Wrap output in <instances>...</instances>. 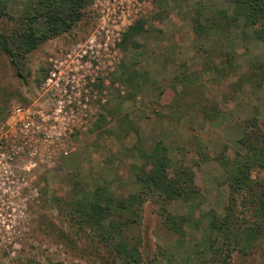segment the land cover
Listing matches in <instances>:
<instances>
[{
    "label": "rangeland",
    "instance_id": "rangeland-1",
    "mask_svg": "<svg viewBox=\"0 0 264 264\" xmlns=\"http://www.w3.org/2000/svg\"><path fill=\"white\" fill-rule=\"evenodd\" d=\"M9 3L13 14L30 12L29 0ZM233 9L230 0H147L125 27L143 18L137 44L124 50L115 37V45L90 61L79 82L86 81L82 87H89L91 100L70 133L69 153L32 176L38 194L16 218L0 264H127L101 242L98 230L72 223L59 202L93 199L98 187L117 196L139 191L136 174L159 141L167 149L170 175L180 165L192 168L200 196L165 203L149 194L138 221L124 228L131 241L139 240L142 256L129 264L199 261L198 243L212 215L223 217L228 203L218 158L224 150L231 157L245 150L238 140L246 120L258 119L264 127V41L254 38L243 19L230 27L226 19L219 21L223 29L210 37L195 29L211 13ZM98 21L94 0L71 30L20 52L15 61L0 48V113L13 103L43 99L42 87H49L43 76ZM15 26L0 16V37ZM253 175L264 178V171ZM164 206L192 217L184 234L166 226ZM230 264H264V236L251 253L234 251Z\"/></svg>",
    "mask_w": 264,
    "mask_h": 264
},
{
    "label": "trees",
    "instance_id": "trees-1",
    "mask_svg": "<svg viewBox=\"0 0 264 264\" xmlns=\"http://www.w3.org/2000/svg\"><path fill=\"white\" fill-rule=\"evenodd\" d=\"M93 1L29 0L30 12L16 15L9 11L10 0H0V16L16 24L14 28L2 31L0 48L15 61L20 52L27 54L43 42L71 30ZM230 1L234 5L233 12L228 14L222 10L218 14L211 13L195 28L197 34L210 37L223 29L219 21L226 19L224 24L230 27L235 21L243 19L244 25L252 28L254 38L264 41V0ZM143 26L141 18L123 31L119 44L124 50L137 44L135 37L142 32ZM230 60L234 66L239 65L238 61L234 63L233 57ZM243 133L238 142L245 150L234 152L232 157L224 150L218 158L225 169L228 203L223 217L212 215L204 231L207 233L197 246L201 256L193 264H230L234 251L249 254L264 236V178L253 175L255 170L264 171V127L258 119L251 118L244 122ZM146 162L136 174L137 182L141 184L137 192L117 196L105 187H98L93 199L71 197L59 202L72 223L78 222L84 228L98 230L101 242L127 264L140 261L142 256L139 240L131 241L124 228L138 221L139 209L149 194L165 203L179 199L190 202L200 196L196 173L192 168L180 165L176 175H170V160L162 142L155 145ZM162 208L166 226L184 234V225L190 223L192 217L173 213L166 206Z\"/></svg>",
    "mask_w": 264,
    "mask_h": 264
},
{
    "label": "built area",
    "instance_id": "built-area-1",
    "mask_svg": "<svg viewBox=\"0 0 264 264\" xmlns=\"http://www.w3.org/2000/svg\"><path fill=\"white\" fill-rule=\"evenodd\" d=\"M147 0H95L99 21L46 77L43 99L13 103L0 113V250L8 247L16 218L38 194L32 176L69 153L70 133L89 105L84 69L115 45L131 18ZM83 71V74L80 72ZM34 184V185H33ZM18 212V213H17Z\"/></svg>",
    "mask_w": 264,
    "mask_h": 264
}]
</instances>
